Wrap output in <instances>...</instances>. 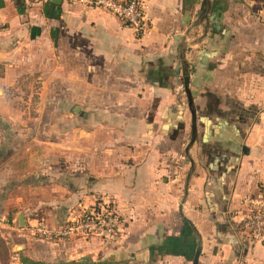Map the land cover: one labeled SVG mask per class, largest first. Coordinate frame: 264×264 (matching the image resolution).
Listing matches in <instances>:
<instances>
[{
  "label": "crops",
  "instance_id": "0c3cea01",
  "mask_svg": "<svg viewBox=\"0 0 264 264\" xmlns=\"http://www.w3.org/2000/svg\"><path fill=\"white\" fill-rule=\"evenodd\" d=\"M141 3L0 0V264H264V0ZM101 199L115 241L52 237Z\"/></svg>",
  "mask_w": 264,
  "mask_h": 264
},
{
  "label": "built area",
  "instance_id": "2783aa9c",
  "mask_svg": "<svg viewBox=\"0 0 264 264\" xmlns=\"http://www.w3.org/2000/svg\"><path fill=\"white\" fill-rule=\"evenodd\" d=\"M26 4L36 0H24ZM40 1V0H37ZM81 3L87 7L101 8L115 14L125 24L136 29L146 26L144 8L141 0H70ZM123 224L119 213L105 200L95 201L94 204L84 208L79 214L68 218L52 237L61 238L76 235L78 237L96 236L101 239L115 241ZM241 228L251 241L264 240V193L248 198L246 211L240 221ZM39 236L47 234L45 224L38 221L34 226Z\"/></svg>",
  "mask_w": 264,
  "mask_h": 264
},
{
  "label": "rangeland",
  "instance_id": "374dc122",
  "mask_svg": "<svg viewBox=\"0 0 264 264\" xmlns=\"http://www.w3.org/2000/svg\"><path fill=\"white\" fill-rule=\"evenodd\" d=\"M11 97V96H10ZM20 105L22 104V102H19ZM29 107H10L8 109V112L10 113V115L14 116L15 118L19 119V121H23L22 123H25V121L27 122L28 120L33 118H36L38 115L35 113L34 108H32L31 105H27ZM249 238V237H248Z\"/></svg>",
  "mask_w": 264,
  "mask_h": 264
},
{
  "label": "water",
  "instance_id": "95a60500",
  "mask_svg": "<svg viewBox=\"0 0 264 264\" xmlns=\"http://www.w3.org/2000/svg\"><path fill=\"white\" fill-rule=\"evenodd\" d=\"M185 86H187V83H185ZM186 92L189 95V91H188L187 87H186ZM188 97H189V101H191L190 96H188ZM199 253H200V248H197L196 251H195V254L193 256V259H192V264H198V255H199Z\"/></svg>",
  "mask_w": 264,
  "mask_h": 264
},
{
  "label": "trees",
  "instance_id": "16d2710c",
  "mask_svg": "<svg viewBox=\"0 0 264 264\" xmlns=\"http://www.w3.org/2000/svg\"><path fill=\"white\" fill-rule=\"evenodd\" d=\"M19 12L22 11L21 2L22 0H13Z\"/></svg>",
  "mask_w": 264,
  "mask_h": 264
}]
</instances>
